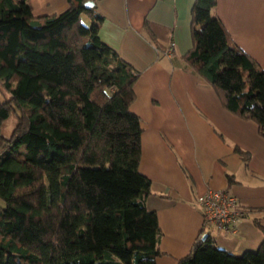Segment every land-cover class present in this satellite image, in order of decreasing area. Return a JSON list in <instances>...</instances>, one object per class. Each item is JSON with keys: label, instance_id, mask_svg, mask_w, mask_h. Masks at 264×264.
Masks as SVG:
<instances>
[{"label": "trees", "instance_id": "obj_1", "mask_svg": "<svg viewBox=\"0 0 264 264\" xmlns=\"http://www.w3.org/2000/svg\"><path fill=\"white\" fill-rule=\"evenodd\" d=\"M87 0L35 18L30 0H0V264H157V214L139 170L141 122L131 112L137 74L105 45L101 17ZM196 0L187 62L225 107L254 121L264 137V73L231 44ZM87 16L91 23H86ZM204 231L177 264H264L256 251L234 256Z\"/></svg>", "mask_w": 264, "mask_h": 264}, {"label": "crops", "instance_id": "obj_2", "mask_svg": "<svg viewBox=\"0 0 264 264\" xmlns=\"http://www.w3.org/2000/svg\"><path fill=\"white\" fill-rule=\"evenodd\" d=\"M87 1L102 19V42L138 76L130 110L141 122L139 170L151 181L145 204L161 231L157 264L187 257L203 231L234 256L256 251L264 239V137L254 121L229 111L186 60L196 0ZM30 3L35 18L70 7L69 0ZM211 14L264 73V0H217ZM208 191L238 199L243 215L235 233L204 229L197 199Z\"/></svg>", "mask_w": 264, "mask_h": 264}, {"label": "built area", "instance_id": "obj_3", "mask_svg": "<svg viewBox=\"0 0 264 264\" xmlns=\"http://www.w3.org/2000/svg\"><path fill=\"white\" fill-rule=\"evenodd\" d=\"M172 54L173 45L167 51V55ZM197 203L202 209L204 229L215 228L221 232L235 233L243 213L234 195L227 191H208L198 197Z\"/></svg>", "mask_w": 264, "mask_h": 264}, {"label": "rangeland", "instance_id": "obj_4", "mask_svg": "<svg viewBox=\"0 0 264 264\" xmlns=\"http://www.w3.org/2000/svg\"><path fill=\"white\" fill-rule=\"evenodd\" d=\"M10 95L0 86V103L8 99ZM18 122V115L13 113L8 120L1 125V134L6 138H10ZM5 204L0 200V209H4Z\"/></svg>", "mask_w": 264, "mask_h": 264}, {"label": "water", "instance_id": "obj_5", "mask_svg": "<svg viewBox=\"0 0 264 264\" xmlns=\"http://www.w3.org/2000/svg\"><path fill=\"white\" fill-rule=\"evenodd\" d=\"M93 6H94V3H93V2H87V3L85 4V7H86L87 9H91Z\"/></svg>", "mask_w": 264, "mask_h": 264}]
</instances>
